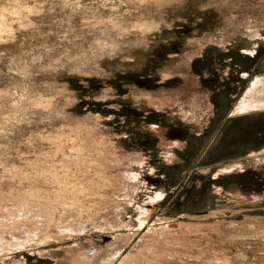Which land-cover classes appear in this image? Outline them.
<instances>
[{"label":"rangeland","instance_id":"rangeland-1","mask_svg":"<svg viewBox=\"0 0 264 264\" xmlns=\"http://www.w3.org/2000/svg\"><path fill=\"white\" fill-rule=\"evenodd\" d=\"M0 264H264V0H0Z\"/></svg>","mask_w":264,"mask_h":264},{"label":"flooded vegetation","instance_id":"flooded-vegetation-1","mask_svg":"<svg viewBox=\"0 0 264 264\" xmlns=\"http://www.w3.org/2000/svg\"><path fill=\"white\" fill-rule=\"evenodd\" d=\"M217 89H219V88H217L216 86H214L213 91H214V93H216L215 94L216 97L214 98V104H215L214 110L217 113H219L220 112L219 110L221 109V105L220 104H222V103L224 104L223 101L227 102V100L229 98L226 99V97H225V100H224V97L221 96V93L220 92H216ZM226 109H227V107L225 108V110ZM223 113H225V111ZM214 119L216 120L217 118H214ZM206 133L207 132H204L202 134L194 133V134L190 135V134H187L186 132L181 131L179 129L178 130L177 129L176 130H172V132H170V134H172V136H173L174 139H180V140L186 141L188 143V146H186L185 148L180 149V150L176 149V151L179 152V154L181 156H183L184 160H188L189 156H191L195 152L197 143L202 138L205 137ZM249 144H250L249 146L253 147V144L252 143H249ZM151 146H152V144L148 148L149 152H153L152 150H150V148H153ZM154 152H155L154 155H155L156 159H159L158 156L156 155V152L157 151H154ZM169 165H171V167H178V166H180V162H175V163L169 164ZM163 176H164V173L163 172L161 174H157L156 175V177H163ZM168 176L171 178L172 177V174H168ZM169 177L162 178V179L168 180Z\"/></svg>","mask_w":264,"mask_h":264},{"label":"bare ground","instance_id":"bare-ground-1","mask_svg":"<svg viewBox=\"0 0 264 264\" xmlns=\"http://www.w3.org/2000/svg\"><path fill=\"white\" fill-rule=\"evenodd\" d=\"M141 263H143V262H141Z\"/></svg>","mask_w":264,"mask_h":264}]
</instances>
